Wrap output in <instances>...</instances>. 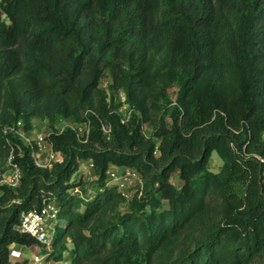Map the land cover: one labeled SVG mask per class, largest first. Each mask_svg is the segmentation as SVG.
I'll return each mask as SVG.
<instances>
[{
    "label": "trees",
    "instance_id": "obj_1",
    "mask_svg": "<svg viewBox=\"0 0 264 264\" xmlns=\"http://www.w3.org/2000/svg\"><path fill=\"white\" fill-rule=\"evenodd\" d=\"M0 10V163L12 152L22 171L0 192V264H31L11 260L10 245L42 246L18 224L46 201L59 208L48 256L68 264H264V0H1ZM35 118L55 131L63 160L52 168L9 129L31 134ZM63 120L88 123L87 141L59 132ZM81 161L98 175L91 199L74 179ZM111 165L134 168L142 189L129 198L108 185Z\"/></svg>",
    "mask_w": 264,
    "mask_h": 264
},
{
    "label": "built area",
    "instance_id": "obj_2",
    "mask_svg": "<svg viewBox=\"0 0 264 264\" xmlns=\"http://www.w3.org/2000/svg\"><path fill=\"white\" fill-rule=\"evenodd\" d=\"M122 99L124 101L125 98L122 96ZM130 112L131 108L127 103H124L120 107L122 122L128 121ZM18 126L19 128L17 129L13 126H10L9 129L16 131L30 145L31 157L36 165L42 168H52L56 162L63 160L61 152L54 148L53 142L50 139L51 133L55 132L53 129L43 133L27 134L21 122H18ZM66 127L75 130L82 141H87L90 132L88 123H74L63 120L60 125H57V130L62 132ZM102 129L106 134H109L111 130L110 126L105 124L102 126ZM13 157V153L11 152L5 163H0V192L4 186L16 189L22 183L21 168L14 162ZM91 166L93 167L92 162ZM108 174L113 179H120L119 183H117L119 188L124 187L130 179L140 178L139 173L134 168L126 166L114 165L113 168L109 167ZM58 213V205L54 201H46L40 209L22 212L18 230L35 237L44 247L51 248L56 226L59 222ZM22 246L16 243L10 245L11 260L22 259L24 255ZM32 261L33 264H38L39 262L38 259H32Z\"/></svg>",
    "mask_w": 264,
    "mask_h": 264
},
{
    "label": "rangeland",
    "instance_id": "obj_3",
    "mask_svg": "<svg viewBox=\"0 0 264 264\" xmlns=\"http://www.w3.org/2000/svg\"><path fill=\"white\" fill-rule=\"evenodd\" d=\"M1 1V0H0ZM1 12V10H0ZM175 91L174 89L172 91V96L175 98ZM121 97V101H122ZM62 121L58 124L60 125ZM34 128L32 131V134L39 133V132H47L51 129L49 126V123L47 121L40 120L38 118H35L33 120ZM145 133L149 136L152 133V130L149 127H145ZM222 164V160L219 157V155L214 152L211 157L210 166L211 169L214 171H218L220 168V165ZM114 165H111L110 168H113ZM74 179L76 181L83 179L84 181V189L86 190L84 195L88 198H93V196L96 194L97 190H99L98 186V175L94 171V167L91 166V161H81L79 170L74 175ZM120 179H113L109 175V183L108 185H113L119 183ZM172 181L176 183L177 185H181L182 181L179 178L178 174H174ZM143 187V181L140 177L139 179H130L126 182L124 187H120V191L124 193L127 197H132L137 192H139ZM81 190L82 188L79 187ZM69 246L71 244L69 243ZM52 248V247H51ZM51 248L44 247V245L40 246H22V250L24 252V255L22 257L23 259H28L31 264H33L32 259H38V264H68L65 260H56L53 258H49L48 253L51 250Z\"/></svg>",
    "mask_w": 264,
    "mask_h": 264
}]
</instances>
